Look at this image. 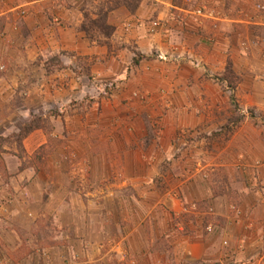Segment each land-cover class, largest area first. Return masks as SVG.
Listing matches in <instances>:
<instances>
[{
	"label": "crops",
	"instance_id": "0c3cea01",
	"mask_svg": "<svg viewBox=\"0 0 264 264\" xmlns=\"http://www.w3.org/2000/svg\"><path fill=\"white\" fill-rule=\"evenodd\" d=\"M113 1L106 16L114 31L94 39L82 28L85 0H6L9 9L25 8L28 17L34 14V35L24 48L13 50L8 62L6 50L0 49V64L11 72L16 66L21 73L11 77V84L0 73V105L7 104L9 87L19 88L25 81L28 96L19 111L26 118L37 113L45 125L23 138L30 162L14 153L15 146L3 145L0 152V187L8 191L0 193V264H103L108 256L112 264H264L261 235L252 238L246 231L235 237L230 224L217 226L218 235L212 237L198 229L188 241L176 234L169 241L174 246L169 255L159 241L148 239L145 218L144 224L130 227L108 224L102 203L119 196L114 184L129 190L150 181L153 169L174 152L179 129L208 128L230 114L224 111L229 95L210 76L225 71L229 58L241 66L249 63L254 51L259 57L264 48V0H139L133 8L124 0ZM202 7L205 12L200 15L196 10ZM254 25L257 31L250 28ZM255 36L259 46L248 40ZM57 52H62L64 66L48 71L42 57ZM159 53L170 58L162 60ZM248 66L243 64L239 72H248ZM50 135L63 138L60 151L66 147L79 159L34 158ZM87 167L94 186L90 194L102 203L89 212L86 198L75 189L80 181L72 175ZM118 171L124 176L117 175L113 182ZM22 192H27L24 200ZM121 197L131 202L126 214H135V194ZM19 201L26 203L24 207ZM27 212L33 220L56 218L65 226L62 238H25L33 226L34 233L36 228L43 230L38 223H29L25 230L16 224ZM112 230L120 231L117 240L111 239ZM258 231L264 234L263 224ZM139 232L144 240H135ZM228 237H235L234 245L225 240ZM31 240L34 249L43 252H25ZM5 249L17 250L2 255ZM19 251L24 254H16Z\"/></svg>",
	"mask_w": 264,
	"mask_h": 264
},
{
	"label": "rangeland",
	"instance_id": "374dc122",
	"mask_svg": "<svg viewBox=\"0 0 264 264\" xmlns=\"http://www.w3.org/2000/svg\"><path fill=\"white\" fill-rule=\"evenodd\" d=\"M124 1H127L126 3H129L131 8L139 2V0ZM83 3L84 22L89 25L91 20H101L106 16V7L111 5L110 0L107 4H103L104 1L96 3V0H85ZM2 5L4 7L0 8V49L6 50L4 62H8L13 57L11 56L14 53L13 50L24 48V42L34 35V14L28 17L25 8L9 9L6 0H0V7ZM250 28L257 31V26ZM87 34L94 39L104 37L102 30L93 25L90 26ZM248 40L253 45L255 42L257 43L255 46H259L260 39L258 40L256 36ZM62 52L42 57L48 71L64 66ZM252 54L248 63V72L247 69L241 72L238 70V68H245L243 64L247 67V61H243L239 66V64H234L232 58H229L225 71L221 74L213 73L214 75L210 76L216 83H220L225 95H229L228 108L226 106L223 109L225 112L228 110L230 114L227 113L224 119L214 120L208 128L197 126L194 129L190 127L179 129L174 139L176 145L174 152L160 166H157L156 170L153 169L154 176L144 185L136 184L137 187L134 186L127 190L126 186L114 184L113 188L117 190L119 196L113 200H102L104 209L108 212L107 216H104L106 223L111 225L121 223L130 227L133 224H144L143 219L145 218V222L150 225L148 239L159 241V245L171 251L169 255H172L174 250L172 242L169 241L175 240L176 234V238L181 241H188L190 236L196 235L197 230L201 229L202 234L212 237L218 235L217 226L222 225L234 226L230 233L234 236L247 231L252 238L261 235L264 240V234L258 231V226L264 225V94L260 95L257 91H264V48L260 51L259 57L256 51ZM238 62H242V59ZM15 67H13L14 72H11L0 64V73L6 76V81L10 84L13 83L11 77L16 79L15 75L21 74ZM25 84V81H21L19 85L21 87H9L4 95L7 104L0 105V152L3 145L15 146L17 151L14 153L24 162H30L31 159L22 147L24 134L33 126H40L44 123L42 116L37 113L33 112L31 117L26 118L19 111L25 103L23 98L28 96L25 93L28 91L24 87ZM222 95L220 102L224 101ZM32 105H34V100ZM52 110L54 111V108ZM14 111H18V114L14 115ZM45 122L47 123L46 128H49L48 121ZM229 139H231V144L227 146ZM63 140V138L50 135L48 144L35 151L33 157L45 160L52 158L55 161L66 162L79 159L77 152H69L66 147L63 152L60 151L59 147ZM86 158L89 157L86 156ZM72 175L80 181L76 183L75 189L86 198L87 211L97 210L102 203L94 200L96 196L90 194L94 190L93 184L90 183V168L76 169ZM117 175L120 178L124 176L120 171L116 174L114 172L111 178L113 182L117 180ZM6 188L8 190V187ZM0 193L6 194L8 191L0 187ZM133 193L135 197L132 203L135 204V214L128 215L126 208L131 206V202L121 196L128 194L131 197ZM20 195L24 200L27 192H22ZM79 201L83 202L81 198ZM19 202L22 207L26 204ZM133 204L132 208H134ZM141 209L145 215L137 213ZM175 211L178 213L176 214ZM27 213L29 217L23 216L24 218L16 224L25 230L27 229L25 226L29 223L32 225L38 223L43 230L36 228L34 233L33 226V229L26 230L23 234L25 238L29 239L34 235L36 238L41 237L46 240H52V236L62 238L65 226L62 223L57 224L56 218L43 216L40 220L38 218L33 220L30 217L34 218V216ZM91 218L96 219V217ZM65 220L68 221V218L65 217ZM163 224L166 228L161 232L160 228ZM245 225L248 226L245 227ZM214 228L217 230L214 231ZM108 233L113 241L117 240L120 235L118 230ZM235 237H228L225 240L234 245L231 239L235 241ZM135 240H144L143 234L137 233ZM24 249L28 253L38 249L43 252L39 247L34 249L33 241ZM9 251L5 249L2 255H10L12 250ZM22 252L24 254V251L16 252V254ZM73 254L79 255L76 252ZM106 260L103 264H112L110 256ZM186 261L190 262L188 258Z\"/></svg>",
	"mask_w": 264,
	"mask_h": 264
},
{
	"label": "trees",
	"instance_id": "16d2710c",
	"mask_svg": "<svg viewBox=\"0 0 264 264\" xmlns=\"http://www.w3.org/2000/svg\"><path fill=\"white\" fill-rule=\"evenodd\" d=\"M127 2V1H126ZM106 15V14H105ZM93 25V26H96L98 28H100L103 32V34L105 36H109L112 34V32L114 31V26L110 25L108 22H107V16H104L101 20H91V23L90 25L89 24H86L85 22L83 23L82 25V28L83 30H85L87 33H89L90 31V26ZM49 70V69H48ZM36 126H33L32 128H30L27 133L24 134V137L33 129L35 128Z\"/></svg>",
	"mask_w": 264,
	"mask_h": 264
},
{
	"label": "built area",
	"instance_id": "2783aa9c",
	"mask_svg": "<svg viewBox=\"0 0 264 264\" xmlns=\"http://www.w3.org/2000/svg\"><path fill=\"white\" fill-rule=\"evenodd\" d=\"M204 10H205L204 7H202V8L197 9L196 12H197L198 14L202 15V14H204V12H205ZM156 24H157V22L155 23V25H156ZM158 57H159L160 59H162V60H167V59L170 58L169 55H168L167 53H159Z\"/></svg>",
	"mask_w": 264,
	"mask_h": 264
}]
</instances>
